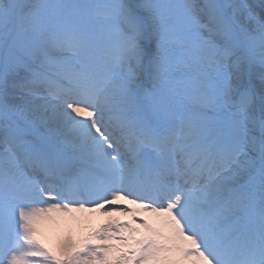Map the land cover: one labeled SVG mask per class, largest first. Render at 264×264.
Masks as SVG:
<instances>
[{
    "label": "snow or ice",
    "instance_id": "6c2138e0",
    "mask_svg": "<svg viewBox=\"0 0 264 264\" xmlns=\"http://www.w3.org/2000/svg\"><path fill=\"white\" fill-rule=\"evenodd\" d=\"M0 264H264V0H0Z\"/></svg>",
    "mask_w": 264,
    "mask_h": 264
},
{
    "label": "bare ground",
    "instance_id": "6f19581e",
    "mask_svg": "<svg viewBox=\"0 0 264 264\" xmlns=\"http://www.w3.org/2000/svg\"><path fill=\"white\" fill-rule=\"evenodd\" d=\"M122 207H127L130 210L133 206L127 204H121ZM78 220H61L58 226H48L45 228V239L49 246H54L60 240L71 237L73 240H80L87 236L91 231L99 228L111 221H118L120 223H129L132 221V217L125 216L119 212L108 215L106 212L96 211L92 213L76 214ZM137 219H148L150 222L152 218L147 215H138ZM135 226V225H134Z\"/></svg>",
    "mask_w": 264,
    "mask_h": 264
},
{
    "label": "rangeland",
    "instance_id": "374dc122",
    "mask_svg": "<svg viewBox=\"0 0 264 264\" xmlns=\"http://www.w3.org/2000/svg\"><path fill=\"white\" fill-rule=\"evenodd\" d=\"M96 212V211H95ZM95 212L93 214H95Z\"/></svg>",
    "mask_w": 264,
    "mask_h": 264
}]
</instances>
